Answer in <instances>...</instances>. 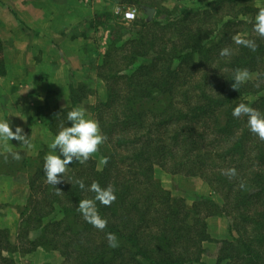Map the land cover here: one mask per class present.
Returning <instances> with one entry per match:
<instances>
[{
    "label": "trees",
    "instance_id": "obj_1",
    "mask_svg": "<svg viewBox=\"0 0 264 264\" xmlns=\"http://www.w3.org/2000/svg\"><path fill=\"white\" fill-rule=\"evenodd\" d=\"M116 1L141 15L129 29L133 36L111 39L98 65L106 95L88 108L107 140L88 161L66 171L56 186L59 195L46 183L44 150L35 156L19 151L22 158L15 160L0 149V174L30 186L15 238L0 228V264H18L20 240L31 245L25 252L58 251L60 264H207L204 243L217 240L208 231L213 216L230 221V237L216 241L213 264H264V140L249 131L247 117L231 115L241 102L264 112V38L253 31L256 0H204L203 9L181 11L163 6L167 0ZM146 7L156 11L152 20ZM237 34L254 39L256 51L236 45ZM225 47L232 54L221 57ZM237 69L256 73V79L234 89ZM5 73L0 42V75ZM94 92L85 84L72 86L73 108ZM73 108L50 121L54 135L70 126L66 115ZM104 158L107 164L100 166ZM157 167L201 178L220 201L199 196L188 205L163 187ZM230 168L236 176L224 174ZM75 179L115 188L116 201L98 205L108 220L105 230L77 211L79 201L94 194ZM56 211L62 217L49 220ZM32 231L38 232L35 239H29ZM109 232L116 247L109 245Z\"/></svg>",
    "mask_w": 264,
    "mask_h": 264
},
{
    "label": "crops",
    "instance_id": "obj_2",
    "mask_svg": "<svg viewBox=\"0 0 264 264\" xmlns=\"http://www.w3.org/2000/svg\"><path fill=\"white\" fill-rule=\"evenodd\" d=\"M118 10L116 0H0V42L6 71L0 75V118L9 116L13 131L17 126L23 127L24 133L28 130L34 144L31 150L26 149L29 155L49 152L48 144L55 136L50 121L64 109L73 108L72 86L87 85L88 79L104 85L98 65L116 19L113 16L102 24L97 18L106 12L115 15ZM104 95L106 91L99 90L96 97L103 99ZM90 98L74 108L87 110L86 104L96 103V98ZM89 112L87 115L96 120ZM11 143L13 151L20 150L19 142ZM196 186L195 193L212 194L207 183L196 182ZM29 194L26 181L0 174V228L19 227L16 205ZM213 230L217 229L209 230L211 235Z\"/></svg>",
    "mask_w": 264,
    "mask_h": 264
},
{
    "label": "clouds",
    "instance_id": "obj_3",
    "mask_svg": "<svg viewBox=\"0 0 264 264\" xmlns=\"http://www.w3.org/2000/svg\"><path fill=\"white\" fill-rule=\"evenodd\" d=\"M253 31L259 38H264V7H260L256 13ZM232 40L236 45L249 48L252 51H256L258 47L254 39L242 37L239 34L233 35ZM231 54L232 50L228 47L222 48L219 53L221 57H228ZM250 77L251 74L247 69H237L232 77L233 88L238 90L239 86L246 83ZM231 115L236 119L242 116L247 117L249 131L258 136L260 140H264V112L252 107L250 103L241 102L232 109ZM8 117L0 118V143L4 145L5 150L13 159L20 160L22 158L21 152L13 151L11 146L13 144H9V142L16 140L22 150H31L34 144L31 135L24 133L23 127L17 126L15 131L12 130ZM66 119L70 122V126H61L48 144L49 152L44 157L43 171L46 176V183L55 187L65 181L64 176L70 164L74 161L78 163L88 161L107 140L99 122L90 118L84 108L75 107L71 109L67 112ZM101 163L107 164V158H104ZM224 174L233 177L237 175V170L230 168ZM74 183L82 191L94 194L92 198L80 200L77 211L94 228L101 231L105 230L108 220L100 214L98 205L111 206L117 199L115 188L112 185L102 187L100 183L95 181L86 185L82 179H75ZM241 187L244 185L241 184ZM57 194L59 195V189ZM107 240L111 247H116L117 237L114 233H107Z\"/></svg>",
    "mask_w": 264,
    "mask_h": 264
},
{
    "label": "rangeland",
    "instance_id": "obj_4",
    "mask_svg": "<svg viewBox=\"0 0 264 264\" xmlns=\"http://www.w3.org/2000/svg\"><path fill=\"white\" fill-rule=\"evenodd\" d=\"M206 3L207 2L204 0H178V1L167 0L162 5L170 8V9L177 8L179 11H181V10H184L186 8L187 9L193 8L195 10L203 9L204 7L207 6ZM255 5L258 8L264 7V0H256ZM129 8H135L137 10L136 19L141 15L140 9H138L134 6L127 5V4L126 5L125 4L124 5L119 4L118 13H116L115 15H111V17L116 16V15L118 16V17H115L116 20L113 21L114 24L110 28L111 32H112L111 39H113V38L114 39H121V38H125V37L127 38V37H131L133 35L129 31V29H131L132 23L136 19L133 21L124 20L123 15L121 13L122 11L129 9ZM111 17H109V18H111ZM109 18H107L105 16H101V17L97 18V20L100 21L102 24H107L109 22L108 21ZM250 74H251V77L249 80L256 79V76H257L256 73H250ZM85 83L87 85H89L93 90H95L94 94H91L89 96L91 97L90 99H92V100H95V98H96V103H97L100 100L99 98L96 97L99 90H102V91L104 90V93L106 91L105 83H104V85H101L100 83L95 84V80H93V79H88L87 81H85ZM99 86H100V88H99ZM89 96L87 98H89ZM104 97H105V95H104ZM248 99L250 101H253L255 99V96L250 94V95H248ZM51 106L53 108L56 107V103L54 101H51ZM89 106H91V105L86 104V107H87L86 111L87 112H89V109H88ZM25 134L29 135L28 130H27V133H25ZM0 149L2 150V152H7L2 145H0ZM14 151H16V150H14ZM17 151H23V152H26L27 155H29L28 152L26 151V149H24V150L20 149ZM46 154H48V153H46ZM101 161H102V159L99 160L100 166L102 164ZM75 164H78V162L74 161L72 164H70L67 171H69L71 168H73V166ZM155 177L161 182L163 187L170 190L174 196L181 197V198L185 199V201L188 205H192L195 201H197L199 196L211 197L216 201H220V196L213 190V188L207 182H205L204 180H202L201 178H198L196 176H188L185 174H170V173L164 171L163 169H161L160 167H157L155 170ZM196 182H200V184H203L204 182L207 183L208 186H210V188L212 190V194L203 195V194L195 193V188H198L196 186ZM27 199L19 201L16 205V211L19 214L20 219H21L20 210H22L24 208V206L26 205L25 202ZM61 217H62V215L58 211H56L48 219L49 220L51 218L52 219H60ZM219 220H220L219 225L215 224V223H218ZM229 225H230V221L225 216H213V217L208 218V231L212 230L214 227L217 229V230L212 231V235L209 231L211 237L214 239H217L216 241L227 239L230 237L229 236V234H230L229 233ZM19 227H20V225H19ZM19 227H16L14 230L10 229L13 238H15V236L17 235V233L19 231V229H18ZM223 232H224V234H221ZM37 235H38V232L32 231V233H30L29 239H35L37 237ZM13 240H15V239H13ZM216 241H210V242L204 243V252L202 255V261L203 262H205L207 264H213L214 263V260L216 259V256L218 254V247H219V244ZM30 246L31 245L28 243L27 240H24V241L20 240V242L18 244L19 249H18L17 253H15V255H14L18 264H60L61 263L62 257L58 251L45 249V248H43V249L36 248L33 251L25 252L24 248H29Z\"/></svg>",
    "mask_w": 264,
    "mask_h": 264
},
{
    "label": "built area",
    "instance_id": "obj_5",
    "mask_svg": "<svg viewBox=\"0 0 264 264\" xmlns=\"http://www.w3.org/2000/svg\"><path fill=\"white\" fill-rule=\"evenodd\" d=\"M123 19L127 21H133L136 19L137 10L135 8H129L121 12Z\"/></svg>",
    "mask_w": 264,
    "mask_h": 264
},
{
    "label": "water",
    "instance_id": "obj_6",
    "mask_svg": "<svg viewBox=\"0 0 264 264\" xmlns=\"http://www.w3.org/2000/svg\"><path fill=\"white\" fill-rule=\"evenodd\" d=\"M145 12L148 15V19L152 20L155 14V9L154 8H150V7H146L145 8Z\"/></svg>",
    "mask_w": 264,
    "mask_h": 264
}]
</instances>
